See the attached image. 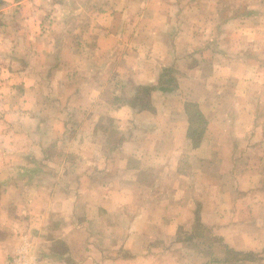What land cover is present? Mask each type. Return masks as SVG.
<instances>
[{"label": "crops", "instance_id": "obj_1", "mask_svg": "<svg viewBox=\"0 0 264 264\" xmlns=\"http://www.w3.org/2000/svg\"><path fill=\"white\" fill-rule=\"evenodd\" d=\"M0 264H264V0H0Z\"/></svg>", "mask_w": 264, "mask_h": 264}, {"label": "rangeland", "instance_id": "obj_2", "mask_svg": "<svg viewBox=\"0 0 264 264\" xmlns=\"http://www.w3.org/2000/svg\"><path fill=\"white\" fill-rule=\"evenodd\" d=\"M30 74H32V71H30ZM143 89V88H141ZM125 91H129V92H132L133 91V86H131V84H127L125 86ZM138 92V91H137Z\"/></svg>", "mask_w": 264, "mask_h": 264}]
</instances>
